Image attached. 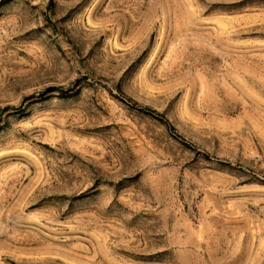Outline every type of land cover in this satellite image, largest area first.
<instances>
[{"label": "rangeland", "instance_id": "374dc122", "mask_svg": "<svg viewBox=\"0 0 264 264\" xmlns=\"http://www.w3.org/2000/svg\"><path fill=\"white\" fill-rule=\"evenodd\" d=\"M0 264H264V0H0Z\"/></svg>", "mask_w": 264, "mask_h": 264}, {"label": "trees", "instance_id": "16d2710c", "mask_svg": "<svg viewBox=\"0 0 264 264\" xmlns=\"http://www.w3.org/2000/svg\"><path fill=\"white\" fill-rule=\"evenodd\" d=\"M152 112H154L155 114H157V115H161L158 111H156V110H152Z\"/></svg>", "mask_w": 264, "mask_h": 264}]
</instances>
